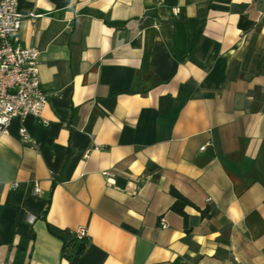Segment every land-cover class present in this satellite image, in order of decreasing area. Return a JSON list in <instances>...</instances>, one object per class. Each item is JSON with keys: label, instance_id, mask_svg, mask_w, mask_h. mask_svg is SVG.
I'll return each mask as SVG.
<instances>
[{"label": "crops", "instance_id": "0c3cea01", "mask_svg": "<svg viewBox=\"0 0 264 264\" xmlns=\"http://www.w3.org/2000/svg\"><path fill=\"white\" fill-rule=\"evenodd\" d=\"M17 10L46 123L0 137V264H72L79 227L76 264H264V0ZM171 187L197 208L186 228Z\"/></svg>", "mask_w": 264, "mask_h": 264}, {"label": "built area", "instance_id": "2783aa9c", "mask_svg": "<svg viewBox=\"0 0 264 264\" xmlns=\"http://www.w3.org/2000/svg\"><path fill=\"white\" fill-rule=\"evenodd\" d=\"M23 19L17 10V0H0V137L8 134L13 120H18L19 140L28 143L30 140L22 123L27 116L38 123H46L41 121V114L47 94L40 84L39 52L19 44L18 33ZM32 191L34 195L40 192L37 184ZM33 219V216L28 217L29 222ZM159 225L161 229L167 227L163 218L159 219ZM68 232L77 241H83L87 235L85 227Z\"/></svg>", "mask_w": 264, "mask_h": 264}, {"label": "trees", "instance_id": "16d2710c", "mask_svg": "<svg viewBox=\"0 0 264 264\" xmlns=\"http://www.w3.org/2000/svg\"><path fill=\"white\" fill-rule=\"evenodd\" d=\"M169 195L172 197L173 202L169 208L170 211L178 214L183 218V222L186 228L187 223V215L184 212L186 207H193L196 208L188 199L182 196L177 190L174 188L169 189ZM197 209V208H196ZM200 216L202 218L207 216V210L200 211ZM66 236L69 238L68 242H64L62 255L64 258L69 260L72 264H76L77 260L79 259L80 255L83 253L85 249V243L83 241H77L73 238L68 231L65 232Z\"/></svg>", "mask_w": 264, "mask_h": 264}]
</instances>
